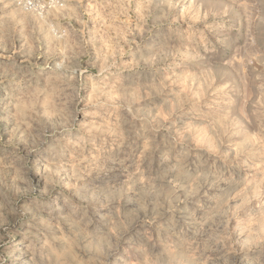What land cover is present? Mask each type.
<instances>
[{
    "label": "rangeland",
    "instance_id": "374dc122",
    "mask_svg": "<svg viewBox=\"0 0 264 264\" xmlns=\"http://www.w3.org/2000/svg\"><path fill=\"white\" fill-rule=\"evenodd\" d=\"M0 264H264V0H0Z\"/></svg>",
    "mask_w": 264,
    "mask_h": 264
},
{
    "label": "built area",
    "instance_id": "2783aa9c",
    "mask_svg": "<svg viewBox=\"0 0 264 264\" xmlns=\"http://www.w3.org/2000/svg\"><path fill=\"white\" fill-rule=\"evenodd\" d=\"M21 1L24 2V4H26V3L38 2L39 0H21ZM41 1H47L48 4L51 5V4L60 3L63 0H41Z\"/></svg>",
    "mask_w": 264,
    "mask_h": 264
},
{
    "label": "crops",
    "instance_id": "0c3cea01",
    "mask_svg": "<svg viewBox=\"0 0 264 264\" xmlns=\"http://www.w3.org/2000/svg\"><path fill=\"white\" fill-rule=\"evenodd\" d=\"M78 0H76V2H77Z\"/></svg>",
    "mask_w": 264,
    "mask_h": 264
}]
</instances>
